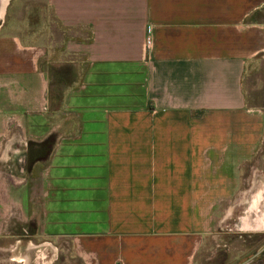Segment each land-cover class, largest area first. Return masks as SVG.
Returning <instances> with one entry per match:
<instances>
[{
    "label": "crops",
    "instance_id": "crops-1",
    "mask_svg": "<svg viewBox=\"0 0 264 264\" xmlns=\"http://www.w3.org/2000/svg\"><path fill=\"white\" fill-rule=\"evenodd\" d=\"M261 52L264 0H6L0 249L66 239L83 264H194L225 228L264 227V190L246 219L263 176L242 186L264 158L244 92Z\"/></svg>",
    "mask_w": 264,
    "mask_h": 264
},
{
    "label": "rangeland",
    "instance_id": "rangeland-1",
    "mask_svg": "<svg viewBox=\"0 0 264 264\" xmlns=\"http://www.w3.org/2000/svg\"><path fill=\"white\" fill-rule=\"evenodd\" d=\"M62 83L60 78L49 79V93L52 98ZM244 92L248 103L264 109L262 102V97H264V52L257 54L247 65L244 75ZM260 161L257 155L251 159L250 172L244 178L242 186H249L254 177L258 178V173L264 179V158L262 162ZM229 228L230 230L225 228V232L219 233L215 238L208 237L206 239L203 247L200 248L201 253L195 257L194 264H243L244 262L252 264L256 260L259 264H264V227L248 232H237L233 230L232 225ZM27 240V237H22L19 247L15 250L0 249V264H22L14 259H17L15 256L18 255L21 258L23 254L26 255L27 264H83L66 239ZM3 242L0 240V244ZM26 246L28 247L24 250Z\"/></svg>",
    "mask_w": 264,
    "mask_h": 264
},
{
    "label": "bare ground",
    "instance_id": "bare-ground-1",
    "mask_svg": "<svg viewBox=\"0 0 264 264\" xmlns=\"http://www.w3.org/2000/svg\"><path fill=\"white\" fill-rule=\"evenodd\" d=\"M6 3V0H0V16L3 12V7ZM263 183L260 180L256 181V184L253 189L250 191V196L246 205V219L255 217L257 218L259 210L263 203ZM24 264H27L26 255L23 256Z\"/></svg>",
    "mask_w": 264,
    "mask_h": 264
},
{
    "label": "trees",
    "instance_id": "trees-1",
    "mask_svg": "<svg viewBox=\"0 0 264 264\" xmlns=\"http://www.w3.org/2000/svg\"><path fill=\"white\" fill-rule=\"evenodd\" d=\"M58 97L59 95L56 93V95L54 96V99L57 100ZM48 142H49V137H46L39 144L41 145L42 148H44L47 146Z\"/></svg>",
    "mask_w": 264,
    "mask_h": 264
},
{
    "label": "built area",
    "instance_id": "built-area-1",
    "mask_svg": "<svg viewBox=\"0 0 264 264\" xmlns=\"http://www.w3.org/2000/svg\"><path fill=\"white\" fill-rule=\"evenodd\" d=\"M150 44V37L146 35L144 38V47H147Z\"/></svg>",
    "mask_w": 264,
    "mask_h": 264
}]
</instances>
